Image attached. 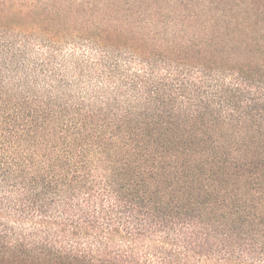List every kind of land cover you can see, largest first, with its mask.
<instances>
[{"label": "trees", "instance_id": "trees-1", "mask_svg": "<svg viewBox=\"0 0 264 264\" xmlns=\"http://www.w3.org/2000/svg\"><path fill=\"white\" fill-rule=\"evenodd\" d=\"M0 264H264V0H0Z\"/></svg>", "mask_w": 264, "mask_h": 264}]
</instances>
